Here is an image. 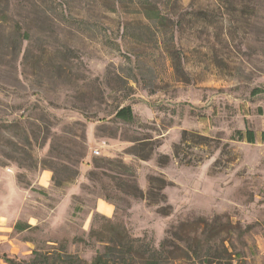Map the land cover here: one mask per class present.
Returning a JSON list of instances; mask_svg holds the SVG:
<instances>
[{"label":"rangeland","instance_id":"374dc122","mask_svg":"<svg viewBox=\"0 0 264 264\" xmlns=\"http://www.w3.org/2000/svg\"><path fill=\"white\" fill-rule=\"evenodd\" d=\"M154 2L0 0V260L264 264V0Z\"/></svg>","mask_w":264,"mask_h":264},{"label":"trees","instance_id":"16d2710c","mask_svg":"<svg viewBox=\"0 0 264 264\" xmlns=\"http://www.w3.org/2000/svg\"><path fill=\"white\" fill-rule=\"evenodd\" d=\"M138 5V11L148 22L154 23L156 26H163L165 21L168 19L164 14L161 13L160 8L154 0H135ZM5 17V16H4ZM2 18H0V40L6 37H11L12 39H27L31 38L29 29L16 23V26L7 34L2 28ZM19 41V40H16ZM17 43V42H16ZM264 90L255 89L253 93L260 92ZM114 117L120 120L131 121L134 116L132 108L130 105H124L119 107L114 112ZM234 140H243L249 143L255 141V132L252 129L246 128L245 130L238 129L232 136ZM260 140L264 143V131L260 133ZM15 228L18 230H23L25 225L18 222L15 224ZM120 226H114L108 233L109 235L102 236L98 241L108 242L110 245L106 244V250L104 254L96 256L90 264H138L135 258L125 257V254L129 253V250L133 248L136 239H133L126 233L124 229L119 230ZM103 235V234H102ZM152 253L148 258V263L156 264L159 257H155ZM108 255V256H107ZM115 260L106 259V257L114 256ZM12 264H20L8 260ZM78 260L74 259V256L64 254L62 252L58 253L52 260H49V256L46 254H35L33 258L26 262L25 264H79ZM87 264V263H86Z\"/></svg>","mask_w":264,"mask_h":264},{"label":"crops","instance_id":"0c3cea01","mask_svg":"<svg viewBox=\"0 0 264 264\" xmlns=\"http://www.w3.org/2000/svg\"><path fill=\"white\" fill-rule=\"evenodd\" d=\"M256 137V136H255ZM259 140H260V134H259ZM103 203H106V202H103V201H101V200H99L98 202H97V209L98 210H100L102 213H104V214H106V215H108L107 213H105L104 211H110V205L109 204H107V205H109V206H107V205H103ZM104 210V211H103ZM111 211H112V208H111ZM111 213V212H110ZM0 264H8V263H6V262H4V261H2V260H0Z\"/></svg>","mask_w":264,"mask_h":264},{"label":"built area","instance_id":"2783aa9c","mask_svg":"<svg viewBox=\"0 0 264 264\" xmlns=\"http://www.w3.org/2000/svg\"><path fill=\"white\" fill-rule=\"evenodd\" d=\"M263 254H264V251H263Z\"/></svg>","mask_w":264,"mask_h":264}]
</instances>
